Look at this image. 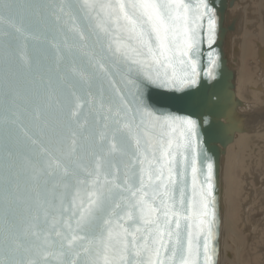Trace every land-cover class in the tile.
Masks as SVG:
<instances>
[{"label": "snow or ice", "instance_id": "snow-or-ice-1", "mask_svg": "<svg viewBox=\"0 0 264 264\" xmlns=\"http://www.w3.org/2000/svg\"><path fill=\"white\" fill-rule=\"evenodd\" d=\"M213 7L0 0V264H214L205 122L152 104L216 80Z\"/></svg>", "mask_w": 264, "mask_h": 264}, {"label": "water", "instance_id": "water-1", "mask_svg": "<svg viewBox=\"0 0 264 264\" xmlns=\"http://www.w3.org/2000/svg\"><path fill=\"white\" fill-rule=\"evenodd\" d=\"M214 4L216 12V43L213 49L219 57L213 70L216 80L201 77V86L183 92L155 89L152 93V104L158 112H169L182 117L203 120L204 147L215 165L216 196L218 211V238L215 242L217 249L214 264H220L223 252V199L224 191L223 169L227 149L241 134H254L261 129L259 113L248 109V104L239 99L237 85L241 66L239 45L245 30L244 8L249 1L243 0H209ZM236 4L238 10L234 12ZM207 70V61L202 59L201 71ZM254 117V124L252 120ZM215 124L216 128H212ZM252 124V126H251ZM202 129V131L204 130ZM227 259L233 258V253L225 252ZM228 264L229 261H227Z\"/></svg>", "mask_w": 264, "mask_h": 264}, {"label": "rangeland", "instance_id": "rangeland-1", "mask_svg": "<svg viewBox=\"0 0 264 264\" xmlns=\"http://www.w3.org/2000/svg\"><path fill=\"white\" fill-rule=\"evenodd\" d=\"M243 1H249L244 8V14L246 16L244 27L246 30L244 32H249L256 37L249 40V43H251L249 44V55L243 58L240 54L241 83H239L237 93L239 98L248 104V109L251 108L259 113L258 117L260 116L261 129L259 132L255 131L253 135H239L238 139L242 140V144H240L242 148L240 149L238 144L239 140H237V145L234 144L233 146L232 144L228 147V149L231 148L229 150V155L231 156L228 157V151L225 156L228 167L225 165L223 181H225L224 191H226L224 192L223 200L226 208H228L225 211L224 223V229L227 228L225 230V232L227 231L225 234L227 243L223 247L225 252L233 253L231 260L226 257L224 258L225 264H227V260L230 264H259L256 262L260 259V264H264V220L259 219V214H257V206L261 208L260 204L264 203V188H259L260 182L264 185V134H262L264 133V92L260 90L264 88V82H261L263 78L259 75V67H257L256 59L253 56L258 50L257 43L264 45V4L262 3L264 0ZM237 8H239V5L235 7V12L238 10ZM239 49L241 50V47ZM238 153L240 155L237 159L236 155ZM230 170L232 171L230 172ZM227 176L230 178V182ZM227 183L228 185L226 186ZM231 189L233 190L231 191ZM263 212L264 210L260 211V213Z\"/></svg>", "mask_w": 264, "mask_h": 264}, {"label": "bare ground", "instance_id": "bare-ground-1", "mask_svg": "<svg viewBox=\"0 0 264 264\" xmlns=\"http://www.w3.org/2000/svg\"><path fill=\"white\" fill-rule=\"evenodd\" d=\"M263 4H264V1L262 2ZM237 5V4H236ZM238 6V5H237ZM237 6H235V7H237ZM238 9V8H237ZM247 9V8H246ZM256 9V8H255ZM249 10V9H248ZM235 12V11H234ZM260 14V13H259ZM246 17V16H245ZM248 17V16H247ZM261 18V17H260ZM264 22V21H263ZM264 28V27H263ZM262 28V29H263ZM246 30V29H245ZM252 30V29H251ZM253 37H256V36H254L253 34H250L249 32L247 33H245L244 32V35H243V42L242 43H240L241 45L239 46V47H241V50H240V54L243 56V58H246L249 54H248V52H249V48H250V45L249 44H251V43H249V40H251V39H253ZM257 46H258V50H257V52H255V54L253 55L254 56V58L256 59L255 61H256V64H257V67H259V75L263 78V80H261V82H264V45H262V44H260V43H257ZM243 48V49H242ZM246 60V59H245ZM250 65V64H249ZM252 66V65H251ZM240 76H241V71L239 70V77H238V85H237V89L239 88L238 86H239V83H241L240 82ZM242 79V78H241ZM263 87V86H262ZM261 91H263L264 92V88H261L260 89ZM237 95H238V93H237ZM239 97V96H238ZM240 99V98H239ZM260 117V116H259ZM254 121V119L252 120V124L254 123L253 122ZM264 122V121H263ZM263 124V123H262ZM264 127V126H263ZM260 130V129H259ZM259 130H256L257 132H259ZM263 132V131H262ZM260 134V133H259ZM262 134H264V133H262ZM253 135V134H252ZM251 135V136H252ZM261 136V135H260ZM241 137V136H240ZM239 138V136L236 138V140H235V142L233 143V146H234V144H236V141L237 140H239L238 139ZM244 140V139H243ZM239 142V143H238ZM237 143L239 144V147H240V144H242V140L240 139L239 141H238ZM244 144V143H243ZM237 145V144H236ZM243 146V145H242ZM238 147V148H239ZM242 147H240V149H241ZM231 149V148H230ZM230 149H228L227 151H228V157L229 156H231V155H229L230 153H229V150ZM244 149V148H243ZM233 150V149H232ZM231 150V151H232ZM233 155H234V153H233ZM240 154L238 153L237 155H236V158L239 156ZM229 159H231V158H229ZM238 159V158H237ZM226 160H227V158L225 159V161H224V169H223V178H224V176H225V165H226ZM228 162V161H227ZM230 164V163H229ZM233 164V163H232ZM227 167H228V165H226ZM232 166V165H231ZM230 167V166H229ZM229 169V168H228ZM230 169H231V167H230ZM232 170H230V172H231ZM227 173V172H226ZM231 176V175H230ZM228 177V176H227ZM230 178L228 177V181L230 182V180H229ZM223 183H224V187H225V181H223ZM232 183V182H231ZM228 185V183L226 184V186ZM229 187V186H228ZM226 189V188H225ZM233 189H231V191H232ZM226 191V190H225ZM225 191H223L222 192V199H224V192ZM228 192H229V190H228ZM230 194H231V192H230ZM228 196H229V194H228ZM230 198V197H229ZM228 208V207H227ZM226 205H225V202H224V200H223V212H224V222H223V231H222V234L221 235H223V242H224V244L225 243H227V241L225 240V239H227V237L225 238V234H226V232H225V230H227V228L226 229H224V223H225V211H226ZM231 208V207H230ZM229 210V209H228ZM227 210V211H228ZM232 214H233V212H232ZM233 222V221H232ZM231 233V232H230ZM229 233V234H230ZM228 234V233H227ZM258 238V237H257ZM261 240V239H260ZM248 241V240H247ZM259 241V240H258ZM233 246V245H232ZM242 246V245H241ZM249 246V245H248ZM248 249V248H247ZM227 250V249H226ZM243 254H244V252H243ZM221 257H222V260L220 261V264H225L226 262H225V249H224V247H223V252H222V254H221ZM246 257V256H245ZM250 257V256H249ZM244 260V259H243ZM228 261V260H227ZM228 264V263H227Z\"/></svg>", "mask_w": 264, "mask_h": 264}, {"label": "crops", "instance_id": "crops-1", "mask_svg": "<svg viewBox=\"0 0 264 264\" xmlns=\"http://www.w3.org/2000/svg\"><path fill=\"white\" fill-rule=\"evenodd\" d=\"M262 187L264 188V185H262V183L260 182V183H259V188L261 189ZM260 207H261V208H259V207L257 206V214H259V215H258L259 219H262V221H263V220H264V212H263V213H260V211H261V210H264V203H261V204H260ZM259 221H260V220H259ZM263 258H264V256H263ZM263 258H262V259H263ZM245 261H246V258H245ZM260 262H261V259H260V260H257L256 263H259V264H260ZM250 264H251V263H250ZM252 264H254V263H252Z\"/></svg>", "mask_w": 264, "mask_h": 264}]
</instances>
